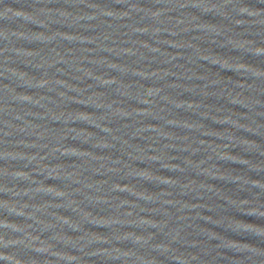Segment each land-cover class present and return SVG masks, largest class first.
I'll return each instance as SVG.
<instances>
[{
	"label": "water",
	"instance_id": "95a60500",
	"mask_svg": "<svg viewBox=\"0 0 264 264\" xmlns=\"http://www.w3.org/2000/svg\"><path fill=\"white\" fill-rule=\"evenodd\" d=\"M0 264H264V0H0Z\"/></svg>",
	"mask_w": 264,
	"mask_h": 264
}]
</instances>
